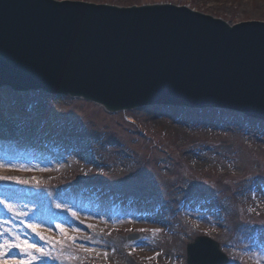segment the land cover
<instances>
[{
	"label": "rangeland",
	"instance_id": "rangeland-1",
	"mask_svg": "<svg viewBox=\"0 0 264 264\" xmlns=\"http://www.w3.org/2000/svg\"><path fill=\"white\" fill-rule=\"evenodd\" d=\"M78 1L118 6L172 3L231 24L264 21V0ZM25 95L21 98L8 86L0 88V130L8 132L6 140H0V205L6 211L0 226H7L9 237L17 228L18 242L12 250L21 258L28 253L22 246L30 244L31 238L45 236L61 248L56 260L62 264H95L89 261L98 260L101 264H166L164 259L170 254L186 264V248L200 234L215 238L222 248L239 239L236 231L245 242L261 244L264 191L257 188L258 202L250 207L251 212L244 210L263 224L252 228L240 226L237 220L245 216L243 174L258 173V179H264V124L230 111L144 108L108 112L79 95ZM125 114L135 123L128 122ZM30 119L35 120L36 133ZM44 141L47 147H55L54 157L42 146ZM187 153L194 156L186 158ZM53 174L56 179L51 178ZM199 181L212 190L203 189L209 196L215 191V201L208 200V205H200L199 199L192 205L185 201L184 216L174 212L178 197L184 195L181 191L192 190ZM12 192L29 199L30 206L9 200L6 195ZM148 202L156 204L158 212ZM42 209L62 219L57 222L64 228L61 235L72 247H79L76 241L83 242L80 249L58 243L47 229L49 223L27 220L30 215L39 217ZM115 218H121V224L117 223L122 226L120 232L111 228ZM21 223H26V229ZM156 226H168L170 232L153 235ZM207 227L214 229L213 234L204 232ZM137 232L141 237L129 243L127 236ZM262 246L255 250L260 260L264 259ZM160 247L162 254L143 259Z\"/></svg>",
	"mask_w": 264,
	"mask_h": 264
},
{
	"label": "water",
	"instance_id": "water-1",
	"mask_svg": "<svg viewBox=\"0 0 264 264\" xmlns=\"http://www.w3.org/2000/svg\"><path fill=\"white\" fill-rule=\"evenodd\" d=\"M61 77L112 111L171 103L262 114L264 23L230 26L171 4L0 0V84ZM189 263L211 261L197 254Z\"/></svg>",
	"mask_w": 264,
	"mask_h": 264
},
{
	"label": "bare ground",
	"instance_id": "bare-ground-1",
	"mask_svg": "<svg viewBox=\"0 0 264 264\" xmlns=\"http://www.w3.org/2000/svg\"><path fill=\"white\" fill-rule=\"evenodd\" d=\"M62 97H66V98H69V95L68 96H62ZM70 97H72V96H70ZM158 118H162L161 116H158ZM163 119V118H162ZM157 123H159V122H157ZM60 126H62L60 123H58ZM188 125V124H187ZM8 134V132H5V130H0V140L2 141V142H4V140H6V135ZM7 150H4V153H7L6 152ZM48 154L50 155V156H53L54 157V154H56V153H54V152H52L50 149L48 150ZM191 156H194V154H192V155H190V153H187V155L185 156L186 158H188V157H191ZM16 157V155H15V153L13 154V158H15ZM18 158V157H17ZM52 159V158H51ZM35 160H33V161H31V162H34ZM35 164L36 165H38V162H35ZM169 200H172V199H169ZM118 202V201H117ZM26 205H29V204H26ZM165 205L168 207L167 208V212H169L170 211V207H169V203H168V201L165 203ZM91 212H93V211H91ZM1 216V215H0ZM2 217V216H1ZM197 249L196 248H192L191 249V251L190 252H195Z\"/></svg>",
	"mask_w": 264,
	"mask_h": 264
},
{
	"label": "snow or ice",
	"instance_id": "snow-or-ice-1",
	"mask_svg": "<svg viewBox=\"0 0 264 264\" xmlns=\"http://www.w3.org/2000/svg\"><path fill=\"white\" fill-rule=\"evenodd\" d=\"M0 203H3V201H0ZM33 230L35 231V228ZM70 239H72V238H70ZM13 246H15V245H13ZM38 251H39V249H38ZM262 258H264V257H262ZM257 264H260V262L257 261Z\"/></svg>",
	"mask_w": 264,
	"mask_h": 264
}]
</instances>
